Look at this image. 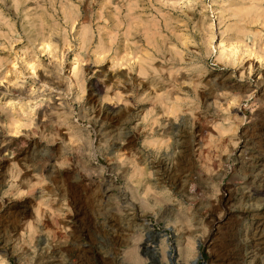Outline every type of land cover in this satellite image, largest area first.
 <instances>
[{
  "label": "rangeland",
  "instance_id": "374dc122",
  "mask_svg": "<svg viewBox=\"0 0 264 264\" xmlns=\"http://www.w3.org/2000/svg\"><path fill=\"white\" fill-rule=\"evenodd\" d=\"M0 264H264V0H0Z\"/></svg>",
  "mask_w": 264,
  "mask_h": 264
}]
</instances>
